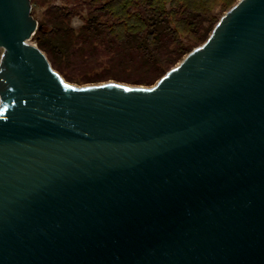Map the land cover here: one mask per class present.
Listing matches in <instances>:
<instances>
[{
    "label": "water",
    "instance_id": "obj_1",
    "mask_svg": "<svg viewBox=\"0 0 264 264\" xmlns=\"http://www.w3.org/2000/svg\"><path fill=\"white\" fill-rule=\"evenodd\" d=\"M0 0V264H264V0L149 87L73 85Z\"/></svg>",
    "mask_w": 264,
    "mask_h": 264
},
{
    "label": "trees",
    "instance_id": "obj_2",
    "mask_svg": "<svg viewBox=\"0 0 264 264\" xmlns=\"http://www.w3.org/2000/svg\"><path fill=\"white\" fill-rule=\"evenodd\" d=\"M234 1L106 0L88 11L78 28L71 25L66 5L53 4L37 19L32 37L68 80L107 62L116 80L149 85L191 50L182 34L204 42L220 18L216 8L229 9ZM87 78L84 74L79 81L106 77Z\"/></svg>",
    "mask_w": 264,
    "mask_h": 264
},
{
    "label": "rangeland",
    "instance_id": "obj_3",
    "mask_svg": "<svg viewBox=\"0 0 264 264\" xmlns=\"http://www.w3.org/2000/svg\"><path fill=\"white\" fill-rule=\"evenodd\" d=\"M105 1L106 0H34L33 3L30 2V4H31V12L30 13L37 20L38 18H40L43 15V12L45 11V9L48 6L53 5V4H57V5H60V6L66 5V7L68 9H70L71 14H72V16H71V25L73 27H75V28H78L86 20V18L88 17L87 12L89 10H91V9L98 8L100 5H103V3ZM236 1L237 0H235L233 2V4L236 3ZM224 9L225 10H222V9H220V6H218L216 8L217 15L221 17V15L225 11L228 10L227 8H224ZM32 36L29 39V41L31 43H33V45H36V42H35V40H34V38ZM182 38L184 40L188 38L185 41L190 44L191 49L193 47H196V46H198V45H200V44L203 43V41L202 42H194L193 38H191L190 36H183V34H182ZM2 52H3V48L0 47V57L2 55ZM49 63H50V61H49ZM50 65H51V63H50ZM51 67H52V65H51ZM52 68L56 72L59 73V71L57 69H55L54 67H52ZM88 69H90V70L87 71ZM111 71L112 70L109 69V66L107 65V62H105V63L102 62L97 67L92 68V67L89 66L87 69H85V71H82L81 74H79V75L78 74H75V78H72V80L66 79L61 73H59V74L67 82H69V83H71L73 85L79 86V87L88 86V85H94V84H101V83H105V82H109V81L120 82V83H124V84L130 85V86L149 87V86L153 85L157 81L156 80L154 83L149 84V85H147V84H132V83L127 82V81L116 80L115 78H113L110 75L111 74ZM84 74H85L86 77H88L87 79H94V78H97V77H98L97 79H100L99 77H101V76H104L106 78L103 79V80H96V81H85V82L79 81V78L82 75H84Z\"/></svg>",
    "mask_w": 264,
    "mask_h": 264
},
{
    "label": "built area",
    "instance_id": "obj_4",
    "mask_svg": "<svg viewBox=\"0 0 264 264\" xmlns=\"http://www.w3.org/2000/svg\"><path fill=\"white\" fill-rule=\"evenodd\" d=\"M34 31L32 32V35H33Z\"/></svg>",
    "mask_w": 264,
    "mask_h": 264
}]
</instances>
